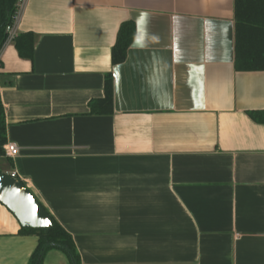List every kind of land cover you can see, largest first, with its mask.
I'll use <instances>...</instances> for the list:
<instances>
[{
	"label": "crops",
	"instance_id": "1",
	"mask_svg": "<svg viewBox=\"0 0 264 264\" xmlns=\"http://www.w3.org/2000/svg\"><path fill=\"white\" fill-rule=\"evenodd\" d=\"M135 24L112 63L123 23ZM1 51L16 172L82 264H264V71L235 69L234 0H27ZM113 76V113L91 114ZM0 202V264L38 236ZM43 264H69L50 250Z\"/></svg>",
	"mask_w": 264,
	"mask_h": 264
},
{
	"label": "trees",
	"instance_id": "2",
	"mask_svg": "<svg viewBox=\"0 0 264 264\" xmlns=\"http://www.w3.org/2000/svg\"><path fill=\"white\" fill-rule=\"evenodd\" d=\"M17 0H0V51L7 39V26L12 23ZM235 11V69L237 71H264V0H234ZM135 35V24L128 21L122 24L117 41L112 50L114 65L125 61L128 49ZM20 56L33 58L34 35L22 33L14 39ZM113 76H105V96L89 102L91 114L113 113ZM251 118L264 125V109L249 110ZM7 143L5 109L0 95V156H4ZM1 171V170H0ZM52 226L32 228L21 226L19 234L37 235L38 244L28 264H43L47 253L57 249L62 251L69 264H82L81 254L63 225L51 214Z\"/></svg>",
	"mask_w": 264,
	"mask_h": 264
},
{
	"label": "water",
	"instance_id": "3",
	"mask_svg": "<svg viewBox=\"0 0 264 264\" xmlns=\"http://www.w3.org/2000/svg\"><path fill=\"white\" fill-rule=\"evenodd\" d=\"M0 202L15 215L23 227L52 226L51 213L23 180L2 171H0Z\"/></svg>",
	"mask_w": 264,
	"mask_h": 264
},
{
	"label": "built area",
	"instance_id": "4",
	"mask_svg": "<svg viewBox=\"0 0 264 264\" xmlns=\"http://www.w3.org/2000/svg\"><path fill=\"white\" fill-rule=\"evenodd\" d=\"M26 3H27V0H17L16 12L13 15V21L11 24H9L7 26V39H6L5 44H7L11 41H14V39L18 36L17 26H18L21 14L25 8ZM5 44H4V46H5ZM1 51H0V67H1ZM4 151H5V154H4L5 157L13 158L19 154V147L14 142H7L4 145ZM10 175L17 177L16 172H12V173H10Z\"/></svg>",
	"mask_w": 264,
	"mask_h": 264
}]
</instances>
